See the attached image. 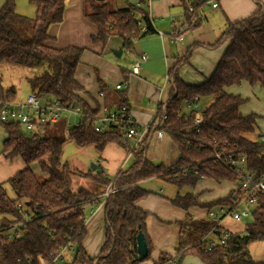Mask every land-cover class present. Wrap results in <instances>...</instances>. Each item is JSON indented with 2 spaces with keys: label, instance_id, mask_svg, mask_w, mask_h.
<instances>
[{
  "label": "trees",
  "instance_id": "16d2710c",
  "mask_svg": "<svg viewBox=\"0 0 264 264\" xmlns=\"http://www.w3.org/2000/svg\"><path fill=\"white\" fill-rule=\"evenodd\" d=\"M207 1L210 0H194L195 12L192 15L198 16ZM253 1L258 10L243 20L230 23L226 32L211 45L218 46L230 39L209 78L192 85L180 77L179 70L183 64L189 63L191 49L172 67L168 116L160 125L150 128L143 146L131 152L133 161L127 169L120 170L114 178L103 169L97 174L91 170L81 172L82 176L101 185L99 191L83 184L73 189L75 172L68 164L61 163L63 143L73 139L80 147L93 144L98 151L109 143H117L129 151L131 143L123 138L122 124L98 132L92 120L87 118L79 126L65 131L67 135L63 137L58 132L64 127L65 117L51 125L54 128L47 134L45 130L49 125L27 133L20 122L4 123L0 120L8 134L3 143V153L8 158L20 157L26 165L0 183V264H40L38 255L43 254L50 259V253H60L69 242L75 248L73 258L58 264H127L129 261L139 264L149 261L153 244L147 232V220L151 212L138 203L155 192L144 188L142 181L161 178L179 188H194L203 178L237 182L230 169L213 162L212 154L217 142L222 144L220 150L250 147L245 152L249 168L258 174L264 172V146H259L263 138L259 134L256 139L248 136L257 131L259 115L242 114L240 106L245 98L229 91L231 87L246 82L260 86L264 92V3L263 0ZM30 3L36 7L33 17L17 12V0H3L0 6V99L17 98V87L24 80L27 94L34 93L49 101L60 99L70 107L79 106L86 114L95 116L96 110L81 97V93L88 91L76 79L85 47H57L47 43L51 38L50 26L64 20L67 0H30ZM183 4L189 13L186 0ZM84 16L97 26V34L92 36V41L103 46L109 43L110 37L119 36L123 41L122 47L131 49L135 41L154 32L148 12L138 9L128 0L125 6L113 9L107 0H85ZM139 17L148 26L146 32L138 29ZM194 97L199 98L200 104L201 100L210 99V104L202 106L199 111L203 122L197 126L195 120L199 113L194 109H182L184 101ZM188 128L193 129L187 132ZM162 129L171 135L179 152V159L171 166L155 164L148 158L153 135ZM48 154L51 156L49 163L43 161ZM35 161H39L42 170L48 173L44 180H40L31 167ZM181 168H186L188 173L183 174ZM6 185L11 186L13 197ZM109 185L113 192L106 197L104 205V240L99 253L91 257L83 246L85 218L88 217L85 205L92 203L95 197L105 195ZM233 197L230 193L204 203L198 199L197 193L190 191L185 194L178 192L169 200L186 211L192 207L208 211L229 203ZM18 202H25L32 218L30 221L23 223L24 215L20 213ZM186 218L180 224L181 231H186L184 227L189 228L190 234L189 240L181 239L177 246L180 259L195 255L204 264H264V261L254 260L250 253L252 243L264 240V195L259 196L244 231L232 233L224 247L211 251H206L197 242L213 222L207 218H194L189 213ZM139 231L144 233L149 249L148 255L141 260L135 257ZM11 232L18 236H8ZM164 255L161 254L155 264H165Z\"/></svg>",
  "mask_w": 264,
  "mask_h": 264
},
{
  "label": "crops",
  "instance_id": "0c3cea01",
  "mask_svg": "<svg viewBox=\"0 0 264 264\" xmlns=\"http://www.w3.org/2000/svg\"><path fill=\"white\" fill-rule=\"evenodd\" d=\"M215 2L217 6H213L214 0L207 1L199 10L198 24L186 29L184 27L193 15L186 13L183 0H154L150 9L154 32L135 41L131 49L123 48L120 38L115 42L112 40L116 38L113 36L109 38V43H116L115 47L123 50L122 55L124 51L126 52L127 56L122 61V55L119 57L120 60H117L105 50L106 46L100 43V49V44L92 43V36L97 34V26L84 16L85 0H67L64 20L50 26L51 38L47 43L57 47L68 45L81 46L85 49L93 47V52L83 53L85 58H82L84 56L82 55L76 73V79L88 91L81 93V97L98 114L115 110L125 102L137 122L143 125L150 122L162 103L168 102L172 86L169 73L178 60L184 58L191 49L190 61L181 66L179 75L188 84L197 85L204 82L215 71L230 39L227 38L218 46L211 45L226 32L230 23L243 20L258 10V5L253 0H216ZM2 3L3 0H0V6ZM143 55L145 59H142ZM137 61L139 66L136 73L133 67ZM119 83L123 85L122 89L115 88ZM229 91L245 98L246 102L240 106L242 114L259 115L257 130L259 136L264 138L263 89L243 82L231 87ZM7 136L5 128L0 124V183L26 166L20 157L8 158L3 153V143ZM98 153L97 167L100 165L111 178H114L120 170L129 167L133 161L132 154L117 143L107 144ZM148 158L155 164L163 163L166 166L177 162L179 152L170 134L163 132L153 135L149 144ZM154 179L156 178L144 180L143 183ZM80 184L82 183L79 182ZM236 187V182H219L215 179L203 178L195 185L193 192L198 194L201 202L208 203L230 193L235 195ZM160 190L161 193L167 191V195H159L155 192L138 203L141 208L151 212L147 220V232L153 244L152 259L139 264H155L161 254H165V264H173L180 257L177 246L183 233L181 225L174 222H180L181 219L184 221L188 213L194 218H206V208L192 207L186 211L173 205L169 198L175 197L179 192L175 188L161 186ZM105 202L106 196L101 194L95 197L92 203L85 205L87 213L93 209L92 213H88L85 224L86 235L83 240V246L91 257L99 253L104 240ZM155 214L161 220L152 216ZM224 226L231 233L242 232L245 229L243 221L233 219H226ZM185 234L182 240H189V228ZM251 251L254 253V260L263 261L264 240L252 243L250 253ZM169 258L173 259L172 262L167 261ZM182 258H184L182 264L203 263L191 255Z\"/></svg>",
  "mask_w": 264,
  "mask_h": 264
},
{
  "label": "built area",
  "instance_id": "2783aa9c",
  "mask_svg": "<svg viewBox=\"0 0 264 264\" xmlns=\"http://www.w3.org/2000/svg\"><path fill=\"white\" fill-rule=\"evenodd\" d=\"M135 5L138 9H143L149 14V18L152 22V16L150 14L151 5L154 0H135ZM194 0H186V5L189 14H194ZM214 0L213 6H217V2ZM138 18V29L141 32H146L148 26L145 22ZM197 16H192L189 22L184 28L190 29L197 25ZM146 57L143 55L142 59ZM139 62L134 64L133 71L138 72ZM126 86V84L124 83ZM122 84H117L116 89H122ZM184 104L188 110L194 109L199 105V98L194 97L186 99ZM168 116L167 103H162L152 119L147 124H139L134 118L131 109L123 104L115 110L106 111L104 113L96 114L95 116L86 114L79 106L70 107L64 104L62 100H46L43 96H39L34 93L27 94L26 96H18L15 99L2 100L0 99V120L4 123L20 122L23 129L27 133H32L42 125H54L59 122L63 117H66V125L68 130L71 127L79 126L84 119L92 120L93 127L96 131L101 132L108 128H112L114 125L122 124L124 126L123 138L131 143V153L134 149L144 145L145 136L152 126H158ZM73 117V119H71ZM203 122L202 115H198L195 124L196 126ZM166 130H158L155 133L162 134ZM154 133V134H155ZM226 143H224V147ZM221 143L217 142V147L213 149L212 159L213 162L219 165H223L230 169L237 177L236 193L231 201L227 204H222L210 208L206 213V218L213 222L211 228L202 236L197 242L204 246L206 251H211L217 247H224L228 238L231 236V232L224 226L226 219H233L236 221H243L251 216V211L256 205L260 195H264V172L258 174L255 170H251L248 165L246 150L250 147L223 149L220 150ZM259 146H264V138ZM183 174L188 173L186 168H181ZM195 173L197 171L195 170ZM110 189V190H109ZM113 189L109 185L107 187V193L104 196H108ZM20 213L24 215V221H30V211L25 202H18ZM87 212V210L85 209ZM93 209H90L88 213H92ZM88 218V217H87ZM85 218V224L87 222ZM16 232L8 233V236H15ZM69 251L74 254L75 248L71 242L67 244L64 249L58 254H52L50 259H47L44 255H38L40 264H58L65 260L64 252ZM173 259L169 258L167 261L172 262ZM95 263V262H94ZM127 264H132L129 261Z\"/></svg>",
  "mask_w": 264,
  "mask_h": 264
},
{
  "label": "rangeland",
  "instance_id": "374dc122",
  "mask_svg": "<svg viewBox=\"0 0 264 264\" xmlns=\"http://www.w3.org/2000/svg\"><path fill=\"white\" fill-rule=\"evenodd\" d=\"M107 1H109L110 8L111 9L123 7V6H125V2H126V0H116L115 2L113 0H107ZM128 1L133 2L134 4L136 2L135 0H128ZM17 3H18L17 12H19L20 14L27 15L29 17H33L35 15V9H36V7L32 3H30V0H17ZM113 37L116 38V39L112 40L113 42H115L116 40H120L121 39L119 36H113ZM113 42L112 43H108L106 45V49L105 50L107 52L111 53L115 57V59L120 60V58L117 57L114 54V50L115 49H118L119 50L120 48H116L115 47L116 43H113ZM92 43L93 44H100V43H97V42H92ZM122 44H123V41L121 39V45ZM99 48L101 49V44H100V47ZM85 51H91V52H93V47H91V48L89 47V49H85L84 52ZM83 55L84 56L82 58H85V54H83ZM126 56H127L126 55V52L124 51V53H123V55L121 57V60L124 61V59L126 58ZM17 89H18V94H19V95L17 94L18 96L24 97L28 93V87H27L26 83L24 82V80L21 81V83L19 84V86L17 87ZM254 93L256 94V92H254ZM209 100L210 99L201 100V104H200V101H199V104L201 105V108H202V106L203 107H206L208 104H210V101ZM182 109L184 111H189L186 108V106H185L184 103H183V108ZM198 113H199L198 115H201L200 112H198ZM66 122H67V120H66ZM66 122L65 121L62 122L64 124V127H63V129H60L59 132H58V134L60 136H63V137H66V135H67L66 132H68V128L65 127ZM53 128H54V126H49L46 130L45 129H43V130H45V133L47 134L48 132L51 131L50 129H53ZM258 133L259 132L257 130L254 133L248 134V136L250 138H252V139H256L257 136H258ZM96 149L97 148L94 147L93 144H89V145L80 147V146H78L75 143V141L73 139H67V140L64 141L63 146H62V152H61V163L62 164H68V166L70 167V169L75 172V174L73 176L74 180H73V184H72V187H73L74 190H76L77 189V186H79V182L82 183L85 186L90 187L93 190H96V189L98 191L100 190L101 185L96 184L92 180L86 179V177H84V176L81 175V172H84V171H90L91 170L94 174L95 173L97 174L101 170V166L100 165L96 169L94 168L95 170L93 169V164H97V162L99 160V157H98V154H99L98 152L99 151L96 150ZM50 159H51V156H50V154H48V155H46L44 157V160L43 161L49 163L50 162ZM31 167L36 172V174H37V176L39 177L40 180H44L46 177H48V173L46 171L42 170L39 161L32 162L31 163ZM141 183H143V181ZM142 186L144 188L148 189V190H152V191L158 193L159 195H167V191L164 192V193H161V190H160L161 189V186H168V187H170L172 189L175 188V190L176 191H179L180 194H185L187 192L193 191V189H194L191 186H184L182 188H179V187H176L175 186L173 188L174 185L171 182H169L167 180H164V179H161V178H156V179L151 180V181L149 180L148 182L143 183ZM5 187H7V191L9 193V195L11 197H13L14 196V192H13L11 186L6 185ZM106 193H107V191L105 192V194ZM152 216L154 218H156L157 220H161L156 214L155 215H152ZM185 219L187 220V218H185ZM248 219L243 220V223H244L245 226H246V223L248 222ZM182 222H183V220L181 219L180 222H174V223H177V224L179 223V225H180ZM164 223L166 224V222H164ZM167 224H169V223H167ZM183 229L184 230H187L185 227ZM185 233H186V231H184L182 233L181 239L184 237V234ZM51 255H52V253L49 254L50 257H51ZM71 255H73V254L70 253L69 251H65L64 252V257L68 261H70V259H72L73 256H71ZM191 256L196 257L195 255H191ZM251 256H252V258H255L254 257V253H252V251H251ZM183 259L184 258H181L180 259V257H179V258H177L173 262V264H175V263L176 264H182L184 262ZM196 259L200 260L197 257H196Z\"/></svg>",
  "mask_w": 264,
  "mask_h": 264
},
{
  "label": "water",
  "instance_id": "95a60500",
  "mask_svg": "<svg viewBox=\"0 0 264 264\" xmlns=\"http://www.w3.org/2000/svg\"><path fill=\"white\" fill-rule=\"evenodd\" d=\"M103 1V0H99ZM122 49H116L114 50V54L117 57H120L122 55ZM196 112H199L201 109V105H197L195 108ZM193 128H188L187 132L191 131ZM97 164H93V168H96ZM149 249H148V244L145 239L144 233L142 231H139L136 235V252H135V257L138 260L144 259L148 255Z\"/></svg>",
  "mask_w": 264,
  "mask_h": 264
},
{
  "label": "bare ground",
  "instance_id": "6f19581e",
  "mask_svg": "<svg viewBox=\"0 0 264 264\" xmlns=\"http://www.w3.org/2000/svg\"><path fill=\"white\" fill-rule=\"evenodd\" d=\"M237 181V180H236Z\"/></svg>",
  "mask_w": 264,
  "mask_h": 264
}]
</instances>
